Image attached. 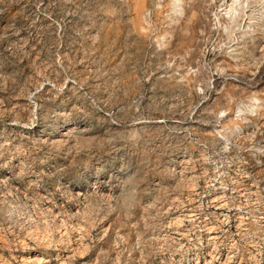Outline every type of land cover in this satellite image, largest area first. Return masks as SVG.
<instances>
[{
  "label": "rangeland",
  "instance_id": "1",
  "mask_svg": "<svg viewBox=\"0 0 264 264\" xmlns=\"http://www.w3.org/2000/svg\"><path fill=\"white\" fill-rule=\"evenodd\" d=\"M0 264H264V0H0Z\"/></svg>",
  "mask_w": 264,
  "mask_h": 264
}]
</instances>
